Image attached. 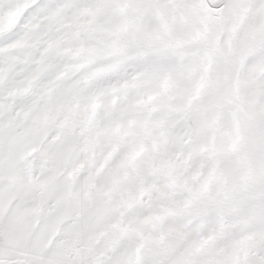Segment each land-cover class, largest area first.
<instances>
[{
    "label": "snow or ice",
    "instance_id": "snow-or-ice-1",
    "mask_svg": "<svg viewBox=\"0 0 264 264\" xmlns=\"http://www.w3.org/2000/svg\"><path fill=\"white\" fill-rule=\"evenodd\" d=\"M0 264H264V0H0Z\"/></svg>",
    "mask_w": 264,
    "mask_h": 264
}]
</instances>
